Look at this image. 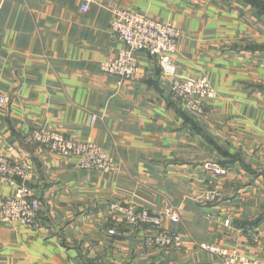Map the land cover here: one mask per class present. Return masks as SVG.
Segmentation results:
<instances>
[{
    "label": "crops",
    "instance_id": "0c3cea01",
    "mask_svg": "<svg viewBox=\"0 0 264 264\" xmlns=\"http://www.w3.org/2000/svg\"><path fill=\"white\" fill-rule=\"evenodd\" d=\"M82 4L0 0V155L12 147L34 167L28 185L40 204L34 226L0 221V264H224L195 244L264 264V0ZM114 6L180 31L177 76L205 77L216 94L200 114L173 96L154 56L139 53L130 80L102 71L123 48ZM41 128L95 143L115 169H79L33 142ZM211 190L220 194L212 203ZM13 193L0 181V200ZM114 202L154 215L175 209L180 221L163 225L183 248L146 245L153 229L126 224Z\"/></svg>",
    "mask_w": 264,
    "mask_h": 264
},
{
    "label": "built area",
    "instance_id": "2783aa9c",
    "mask_svg": "<svg viewBox=\"0 0 264 264\" xmlns=\"http://www.w3.org/2000/svg\"><path fill=\"white\" fill-rule=\"evenodd\" d=\"M92 2L93 0H83L81 10L87 12ZM111 11L114 16L111 30L123 48L114 58L101 65L102 71L121 80H130L139 70L137 55L143 52L154 56L159 60L164 75L171 77L170 89L173 96L191 112L200 114L202 104L213 100L216 94L205 77L177 76L174 59L178 52L180 31L170 22L157 21L138 12L116 6ZM6 102L7 98L0 93V106ZM95 120L96 117L93 116L91 121ZM31 137L34 143L47 146L50 151L62 158L75 159L79 169L102 173H110L115 169L113 159L95 143L71 141L62 133L49 132L44 128L35 130ZM33 173L34 167L23 160L14 148L8 149V155H0V181L14 190L12 197L0 200V221L3 224L20 227L36 224L40 204L28 185L33 179ZM219 196L217 191L211 190L205 194L204 199L212 203L218 200ZM110 211L131 227L139 225L151 227L154 235L145 241L148 246L173 249H182L184 246L181 235L165 229L163 225L165 220L173 223L180 221L178 211L173 208L154 215L149 211L134 209L125 203L114 202L110 205ZM111 234L116 235L114 231ZM195 246L201 251L219 257L224 264H258L256 260L242 254L236 248L208 244Z\"/></svg>",
    "mask_w": 264,
    "mask_h": 264
},
{
    "label": "trees",
    "instance_id": "16d2710c",
    "mask_svg": "<svg viewBox=\"0 0 264 264\" xmlns=\"http://www.w3.org/2000/svg\"><path fill=\"white\" fill-rule=\"evenodd\" d=\"M250 2H252L253 4H255L256 0H249Z\"/></svg>",
    "mask_w": 264,
    "mask_h": 264
}]
</instances>
